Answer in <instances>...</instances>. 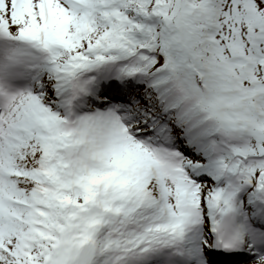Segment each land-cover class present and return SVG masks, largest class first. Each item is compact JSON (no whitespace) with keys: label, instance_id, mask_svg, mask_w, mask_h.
<instances>
[{"label":"snow or ice","instance_id":"6c2138e0","mask_svg":"<svg viewBox=\"0 0 264 264\" xmlns=\"http://www.w3.org/2000/svg\"><path fill=\"white\" fill-rule=\"evenodd\" d=\"M0 264H264V0H0Z\"/></svg>","mask_w":264,"mask_h":264}]
</instances>
